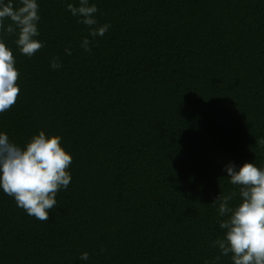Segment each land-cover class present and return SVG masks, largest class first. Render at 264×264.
<instances>
[{"label":"trees","instance_id":"obj_1","mask_svg":"<svg viewBox=\"0 0 264 264\" xmlns=\"http://www.w3.org/2000/svg\"><path fill=\"white\" fill-rule=\"evenodd\" d=\"M93 2L111 27L91 52L67 11L79 0H39L31 58L5 37L21 92L0 131L21 146L60 135L73 160L47 222L0 192V264L213 261L224 165L264 166V0Z\"/></svg>","mask_w":264,"mask_h":264},{"label":"clouds","instance_id":"obj_2","mask_svg":"<svg viewBox=\"0 0 264 264\" xmlns=\"http://www.w3.org/2000/svg\"><path fill=\"white\" fill-rule=\"evenodd\" d=\"M67 11L87 29L88 35L79 47L91 52L111 25L98 22V7L93 0H79L78 5L67 3ZM40 20L39 0H0V114L17 102L21 92L19 69L5 37L14 36L20 54L31 58L45 46L39 39ZM64 52L72 55L70 47ZM61 67L60 58L53 57L50 68ZM257 143L264 147V138ZM72 160L60 135L40 130L21 146L7 132L0 131V192L12 197L29 216L47 222L57 205L58 192L71 183ZM223 171L234 188L230 194L220 193L211 203L221 218L218 227L223 235L212 241L219 255L205 264H218L221 257H228L231 264H264V166L258 167L255 162L237 166L229 161ZM236 198L239 203L234 204ZM79 260L88 262L89 253H81Z\"/></svg>","mask_w":264,"mask_h":264}]
</instances>
